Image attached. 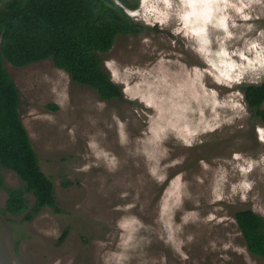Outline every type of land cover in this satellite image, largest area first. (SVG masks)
<instances>
[{"label":"rangeland","instance_id":"1","mask_svg":"<svg viewBox=\"0 0 264 264\" xmlns=\"http://www.w3.org/2000/svg\"><path fill=\"white\" fill-rule=\"evenodd\" d=\"M177 8L140 0L132 11L146 29L118 34L103 53L117 98L101 99L50 57L23 66L4 59L59 210L9 213L0 185V264H264L234 218L245 208L264 216V123L243 93L264 78V3L243 9L249 20L228 9L231 36L221 42L223 31L208 25L204 51L184 34ZM0 173L6 186L23 184L12 169Z\"/></svg>","mask_w":264,"mask_h":264},{"label":"trees","instance_id":"2","mask_svg":"<svg viewBox=\"0 0 264 264\" xmlns=\"http://www.w3.org/2000/svg\"><path fill=\"white\" fill-rule=\"evenodd\" d=\"M140 0H0V165L14 170L21 186L0 185L7 191L4 210L31 219L43 207L59 210L51 178L39 158L19 113V91L4 59L23 66L50 57L70 78L94 88L101 99L122 96L103 65V53L118 34L143 32L147 24L130 16ZM252 115L264 123V78L243 85ZM49 106L56 107L55 104ZM25 192L34 201L29 206ZM234 218L247 249L264 258V216L251 208ZM67 233L65 228L60 236Z\"/></svg>","mask_w":264,"mask_h":264},{"label":"clouds","instance_id":"3","mask_svg":"<svg viewBox=\"0 0 264 264\" xmlns=\"http://www.w3.org/2000/svg\"><path fill=\"white\" fill-rule=\"evenodd\" d=\"M143 2V0H141ZM161 3L164 5L165 8H172L173 0H161ZM175 3L178 5L176 18L179 19L182 23L184 28L188 29L184 34L187 36L189 34L195 35L199 37V44L200 49L199 51H204V46L209 44L208 39V29L207 26L211 25L213 29L222 30L224 33L223 38L217 37L218 40L227 39L231 36V33L228 31L229 22H232V27H236L233 18L228 14V9H233L238 15L241 16L243 20H249L251 17L248 15H243V9L250 7L253 4H262L264 0H247L246 3L242 2V0H236V2H232V0H175ZM239 3V7L237 4ZM132 17H137L139 15L136 11H130L128 13ZM167 19V17H166ZM163 23V21H161ZM249 30L252 29V25L247 26ZM175 31H179L176 29ZM259 35L264 36V30H261ZM147 43V41H145ZM257 45L253 44L252 47H256ZM220 56H226L227 53L223 50L219 53ZM114 61L106 62V67L111 68ZM234 107L241 108L242 106L239 104L234 105ZM219 125H217L218 127ZM123 128V125L120 126ZM121 143H126V138L124 137L123 133H121ZM235 159H239L238 154H234ZM117 160L115 157H112L109 160V165L112 169H115L117 166ZM87 165L85 166V170L87 169ZM206 167V165H205ZM249 170H251V165L249 166ZM152 175H155V169L152 170ZM245 189H251V183H245L243 185ZM126 195V194H124ZM131 207V205H129ZM132 223H137L135 219L131 221ZM127 224H122L121 227H127ZM132 237L130 236L128 240L130 241ZM172 239V236L169 235V240ZM125 248H127L128 241H125L124 244ZM120 260L128 259L127 256L121 254L119 257ZM59 264V261H57Z\"/></svg>","mask_w":264,"mask_h":264}]
</instances>
